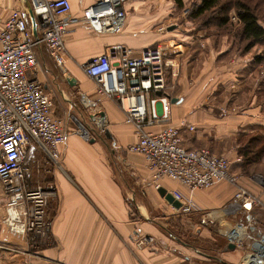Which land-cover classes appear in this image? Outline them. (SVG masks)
<instances>
[{
    "label": "crops",
    "instance_id": "obj_1",
    "mask_svg": "<svg viewBox=\"0 0 264 264\" xmlns=\"http://www.w3.org/2000/svg\"><path fill=\"white\" fill-rule=\"evenodd\" d=\"M69 1L73 16L82 18L85 9L101 0ZM163 3L126 0L125 26L115 35L95 33L85 23L76 25L65 41L62 75L49 67L48 49L37 50L38 79L51 99L53 92L60 97L66 117L62 169L51 174L58 198L49 237L35 249L5 223L6 198L0 188V264L27 260L35 264H242L246 254L259 246L264 237V210L243 209L235 195L242 187L264 202V156L258 164H246L240 153L249 136H264V63L256 62L258 55H252V50L242 53L232 38L208 34L191 24L160 31ZM12 9H21L35 31L28 0H0V22ZM159 44L167 45L170 57L180 65L173 79L177 88L173 90V122L185 120L195 128L182 130L183 146L207 148L226 157L231 173L238 177V185L223 181L209 190L190 191L167 182L166 188L183 192L200 208L190 216L178 214L156 189L127 191L119 182L109 144L120 159L125 152L134 162L140 181L150 176L143 157L126 151L135 141L133 126L125 123L116 103L97 94L95 83L82 69L116 45L138 52ZM83 97L95 105L85 107ZM68 114L76 116L94 138L87 142L77 134V125ZM105 127L107 137L100 133ZM36 152L43 156L31 150L29 158ZM33 159L35 164L38 159ZM30 176L34 187L39 176L35 172ZM148 194L168 216L148 211ZM239 227L247 232L241 244L234 240ZM142 240L144 245L139 244Z\"/></svg>",
    "mask_w": 264,
    "mask_h": 264
},
{
    "label": "built area",
    "instance_id": "obj_2",
    "mask_svg": "<svg viewBox=\"0 0 264 264\" xmlns=\"http://www.w3.org/2000/svg\"><path fill=\"white\" fill-rule=\"evenodd\" d=\"M125 1L101 0L85 9L82 18H76L69 0H28L35 31L21 9L10 10L0 22V188L6 198L5 223L35 249L49 237L48 208L50 201L58 198V191L53 182L31 185L29 153L38 150L55 168L62 169V148L68 137L65 123L55 116L54 103L38 79L37 50L46 47L62 69L67 58L65 41L75 26L85 23L95 33L118 34L126 22ZM170 56L165 44L138 52L116 45L82 69L95 83L97 94L116 103L125 123L133 126L135 141L127 147L128 153L143 157L154 188L167 189L181 203L176 212L189 216L200 208L183 192L166 188L165 180L194 191L209 190L223 181L238 185V177L231 173L226 157L205 148L188 150L183 146L182 130L195 128L185 120L173 122L175 99L167 91L166 77L169 69L174 77L179 72ZM82 100L87 108L95 105L84 97ZM71 119L77 125L76 133L90 141L89 130L76 116ZM235 199L247 211L255 207L264 210V202L242 187ZM246 235L239 227L235 242L243 243ZM25 264L35 263L27 260ZM242 264H264V237Z\"/></svg>",
    "mask_w": 264,
    "mask_h": 264
},
{
    "label": "rangeland",
    "instance_id": "obj_3",
    "mask_svg": "<svg viewBox=\"0 0 264 264\" xmlns=\"http://www.w3.org/2000/svg\"><path fill=\"white\" fill-rule=\"evenodd\" d=\"M232 1L233 0H225V3H226L225 5H232L233 4V3H231ZM201 2H202V0H183L184 6L182 8H180L178 6L176 0H164V3H163L164 19H163V24H162L163 26H160L159 30L165 32L168 27L174 26V25L181 27L185 24H191L193 26V28H197V29H201V27H204V26H202V24L214 25L213 23H215L219 20V17H218L219 14L204 16L197 22H195L189 18V15L194 10V6L200 5ZM252 3H253L252 5L258 7V10H256V11H257L258 15L260 16V19H261L260 23L264 26V0H253ZM209 21H213V22L208 23ZM187 22H189V23H187ZM229 24L233 27V29L231 30L232 33H230V35L224 34V36H226L227 38L230 37L233 39V37L237 34L236 32L240 26L239 20L236 16V13L234 10H232L229 14ZM203 30H205V29H203ZM206 31L208 32V34L213 33L214 35H216V34L220 35L219 31H217L215 29V27L207 28ZM221 36H223V35L221 34ZM251 52H252V55L254 54V56H256V55H258V56L263 55L264 56V46H257L255 48H253ZM48 57H49L48 62H50L48 64L49 67L51 66L53 71L55 73H58V75H62V73L59 69L60 67H58V65L52 60L53 58L51 57V55L50 56L48 55ZM179 70H180V65L178 64V71ZM262 72H264V69ZM168 81L172 86L174 85L176 87V83L174 80H168ZM175 89H177V88H175ZM52 94H53L52 95V101L54 103L55 116L57 117V119H60L64 122L65 121L64 118H66V117H65V110L63 107V102L61 101L60 97L56 93L53 92ZM69 116H70V114L67 115L68 118H70ZM70 120H71V118H70ZM105 128L103 129V131L105 130V132L102 135L103 137H107L106 135H108L107 127H105ZM87 130H89V129H87ZM89 132L91 134L90 130H89ZM91 136L94 138V136L92 134H91ZM109 148H110L109 158H110V160H112L115 163L114 167H115V170L117 172L119 182L124 184L127 191H129L130 189H135L136 191L141 193L140 188L144 191H146V190L151 191V190L155 189L154 185H152L150 179H148L147 176L145 179L142 178L141 181L139 180V178H137L138 175L136 173L135 164H134V162L129 161L126 158V156H124L125 152L123 153V158L120 159L118 157L117 152H115L111 148L110 144H109ZM205 149H207V148H205ZM34 155H33V158L38 159L39 162L37 161L35 164L32 163V159H33L32 156H31L32 159L29 158V160H28V164L30 165V168H31V173L35 172V174L39 176L37 178L35 177V183L36 184H33L34 187L39 186V185L44 186L48 182H53L54 180L51 177V174H53V172L55 171V169H56L55 166H53L51 163H49L46 160V158H44L42 155L39 156V154H37V152ZM215 155H217V154H215ZM217 156H221V155H217ZM117 158H119V160ZM260 162L261 161H259L258 163H260ZM31 173H30V175H31ZM30 177H29V180H30ZM167 182H169V180H165L164 185H166L168 187L169 183H167ZM171 190H175V189L171 188ZM147 198L149 199V206H148L149 212H154L157 216H163V215H164V217H166V215L168 216V214H166L164 211L160 210V208L157 206V204L152 202L151 196H149V194L147 195ZM56 202H57V199L50 201L49 208H48V218L49 219L52 218V215H53L52 209H53V206L55 207ZM132 202H133V200L131 201V203ZM169 216H171V215L169 214ZM172 216H173V214H172Z\"/></svg>",
    "mask_w": 264,
    "mask_h": 264
},
{
    "label": "trees",
    "instance_id": "obj_4",
    "mask_svg": "<svg viewBox=\"0 0 264 264\" xmlns=\"http://www.w3.org/2000/svg\"><path fill=\"white\" fill-rule=\"evenodd\" d=\"M178 6H184L183 0H176ZM253 0H233L232 5H225V0H202L200 5H195L189 18L195 22L207 15L219 14V20L214 25L202 24L201 29L213 28L224 36L230 35L233 27L229 24V14L235 11L240 26L233 40L237 42V47L242 53H247L257 46H264V26L260 23L261 19L257 11L258 7L252 5ZM213 21H209L211 23ZM206 25V26H205ZM238 50V51H239ZM256 62L264 63V56H256ZM172 71L167 70V91L173 96L175 86H172L168 80H173ZM248 143L240 150L241 156L246 164L258 163L264 156V136L262 134H253L247 139Z\"/></svg>",
    "mask_w": 264,
    "mask_h": 264
},
{
    "label": "water",
    "instance_id": "obj_5",
    "mask_svg": "<svg viewBox=\"0 0 264 264\" xmlns=\"http://www.w3.org/2000/svg\"><path fill=\"white\" fill-rule=\"evenodd\" d=\"M175 101V100H173ZM160 196L165 199L174 209H180L181 203L174 198V196L167 191V189L161 187L158 190Z\"/></svg>",
    "mask_w": 264,
    "mask_h": 264
},
{
    "label": "bare ground",
    "instance_id": "obj_6",
    "mask_svg": "<svg viewBox=\"0 0 264 264\" xmlns=\"http://www.w3.org/2000/svg\"><path fill=\"white\" fill-rule=\"evenodd\" d=\"M64 67H65V66H64ZM64 67H63V68H64Z\"/></svg>",
    "mask_w": 264,
    "mask_h": 264
}]
</instances>
